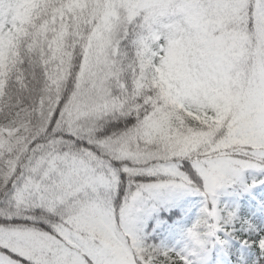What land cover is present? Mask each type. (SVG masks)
Instances as JSON below:
<instances>
[{
  "label": "snow or ice",
  "instance_id": "snow-or-ice-1",
  "mask_svg": "<svg viewBox=\"0 0 264 264\" xmlns=\"http://www.w3.org/2000/svg\"><path fill=\"white\" fill-rule=\"evenodd\" d=\"M254 191L264 0H0V264H264L222 202ZM183 194L188 244L148 243Z\"/></svg>",
  "mask_w": 264,
  "mask_h": 264
},
{
  "label": "trees",
  "instance_id": "trees-1",
  "mask_svg": "<svg viewBox=\"0 0 264 264\" xmlns=\"http://www.w3.org/2000/svg\"><path fill=\"white\" fill-rule=\"evenodd\" d=\"M258 194H259L258 191H254L251 195H246L244 198L240 199L239 201H234L229 197L225 196L222 197V202L226 204L238 202L239 205L243 204L244 202L249 203L251 209L254 211H259L264 218V210L259 209V207L256 204L250 202V200L252 198H256ZM195 202L202 203V198L191 194H183L177 198V202L175 206L160 212L158 215V219L160 221L159 226H157L155 220L150 222L151 229L149 232L150 238L148 240V243L154 245H162L165 247V244L171 238L170 231L174 228H179L177 227V222H179L195 206ZM247 212H248L247 214H242V213L241 214L250 216L251 210ZM192 225L193 223L179 228L182 238L183 240H185V246L188 244L186 232L187 229L190 228ZM211 250L214 252L212 264H219L217 262V256H216V252L218 251V246H216L215 248H210L209 252Z\"/></svg>",
  "mask_w": 264,
  "mask_h": 264
},
{
  "label": "rangeland",
  "instance_id": "rangeland-1",
  "mask_svg": "<svg viewBox=\"0 0 264 264\" xmlns=\"http://www.w3.org/2000/svg\"><path fill=\"white\" fill-rule=\"evenodd\" d=\"M251 203L256 204L259 209L264 210V208H261V203H264V192H259V195H257L256 198H252ZM229 204V203H228ZM231 204V203H230ZM202 207V203H195V207L192 209V211L184 217L182 225H189L191 223H194L196 219L198 218L200 209ZM240 210L242 214H247L249 210L251 209V206L249 203L240 204ZM250 216H255L259 218H263L262 214L259 211H254L250 214ZM185 239V238H184ZM238 243L236 241H232V247L229 250H225L218 246V262H225L226 264H233L235 260L234 250L238 248ZM166 248H175L177 251L182 250L185 248V240L181 237V234L178 230H172L171 231V238L167 243L165 244ZM214 256L213 251H210L207 257V264H210L212 258Z\"/></svg>",
  "mask_w": 264,
  "mask_h": 264
}]
</instances>
